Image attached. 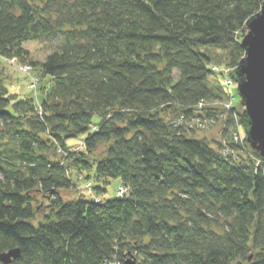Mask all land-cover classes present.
<instances>
[{
	"label": "trees",
	"instance_id": "16d2710c",
	"mask_svg": "<svg viewBox=\"0 0 264 264\" xmlns=\"http://www.w3.org/2000/svg\"><path fill=\"white\" fill-rule=\"evenodd\" d=\"M263 4L0 0V64L29 66L42 91L40 103L11 94L0 77V254L19 249L13 264H264V158L234 140L243 113L227 107L214 70L225 64L234 81ZM30 41L55 49L35 62ZM210 123L222 125L218 139L196 138ZM80 178L97 184L92 199ZM117 180L116 198L103 199ZM61 191L78 193L64 201Z\"/></svg>",
	"mask_w": 264,
	"mask_h": 264
},
{
	"label": "water",
	"instance_id": "95a60500",
	"mask_svg": "<svg viewBox=\"0 0 264 264\" xmlns=\"http://www.w3.org/2000/svg\"><path fill=\"white\" fill-rule=\"evenodd\" d=\"M241 46L245 58L233 71L237 93L245 108L240 123L250 149L264 158V4L261 11L247 23V33ZM20 250L14 249L0 254V264H13L20 257ZM124 264H137L131 257Z\"/></svg>",
	"mask_w": 264,
	"mask_h": 264
},
{
	"label": "rangeland",
	"instance_id": "374dc122",
	"mask_svg": "<svg viewBox=\"0 0 264 264\" xmlns=\"http://www.w3.org/2000/svg\"><path fill=\"white\" fill-rule=\"evenodd\" d=\"M24 48L29 52L30 58L35 62H44L46 57L51 54L55 46H52L49 43H45L42 41H30L24 44ZM25 65L16 62L15 60L6 61L3 60V63L0 64V77H2L5 85L9 88V91L11 94H17L20 96L28 95L33 96L37 102L40 103V100L42 98L40 92V84L39 79L40 75L32 74L28 75V73L24 72ZM217 68H220L223 71L231 72L232 68L226 66L225 64H217ZM228 73V74H229ZM230 75V74H229ZM39 79V80H38ZM43 80L44 83L47 82L46 79ZM35 81V82H34ZM36 82H38L39 85H35ZM223 85L227 87V92L229 93V101L225 102L230 105L229 109L234 110L237 113H243L245 108L241 105V99L237 93V85L235 82H233L230 78L223 79ZM231 82V83H230ZM224 104V103H223ZM223 104L215 103L212 107L214 108H222ZM99 122V118H95V123ZM222 125L220 123H210L206 128L203 130H199L196 132V138L198 139H208L210 141L217 140L220 132H221ZM245 135V128L241 124L240 128V138H244ZM84 138H80L77 141L71 142L70 144H73L77 148L82 147V142ZM107 145H102L96 152V155H100L103 152L107 150ZM253 151V150H252ZM87 175V174H86ZM75 179L76 175L74 176ZM78 182V187L81 190V193L86 197V199L90 200L92 199L90 193L92 191V184L93 187H97V184L92 180L90 182H87L85 180H81ZM92 183V184H91ZM121 186L120 181H112L111 185L108 188V192L102 196L103 199H113L116 198L117 192ZM85 188V190H84ZM78 193V192H77ZM77 193L75 191H61L60 194L64 201H70L73 200ZM45 216V212H41L39 214V219H43Z\"/></svg>",
	"mask_w": 264,
	"mask_h": 264
},
{
	"label": "built area",
	"instance_id": "2783aa9c",
	"mask_svg": "<svg viewBox=\"0 0 264 264\" xmlns=\"http://www.w3.org/2000/svg\"><path fill=\"white\" fill-rule=\"evenodd\" d=\"M23 69H24V72H26V73H30V71H31V68H30L29 66H25ZM214 70L223 72V73H224V76H225L226 79H228V78L230 77L229 74H231V72H232V71H231V72L229 73V72L223 71V70H221L220 68H217V67H215ZM228 73H229V74H228ZM230 83H231V82H230ZM227 107L229 108L230 105H227ZM234 140H235L236 142H237V141H240V140L243 141V139L240 138L239 136H236Z\"/></svg>",
	"mask_w": 264,
	"mask_h": 264
}]
</instances>
